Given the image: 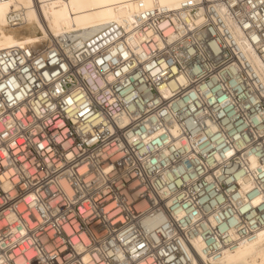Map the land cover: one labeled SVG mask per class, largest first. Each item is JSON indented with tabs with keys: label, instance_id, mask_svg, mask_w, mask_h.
<instances>
[{
	"label": "built area",
	"instance_id": "2783aa9c",
	"mask_svg": "<svg viewBox=\"0 0 264 264\" xmlns=\"http://www.w3.org/2000/svg\"><path fill=\"white\" fill-rule=\"evenodd\" d=\"M184 8L189 6L183 4L182 9ZM191 8L196 19L197 13L203 18L200 25L192 26L182 9L169 11L162 8L155 13L153 26L159 29V37L162 39L154 34L149 40L136 29L128 36L122 28H116L110 34L103 35L90 52L82 50L73 52L77 53L75 57L72 52L68 54L57 45L31 50L33 53L31 57L26 55L29 51L20 49L0 51V60L8 62L10 70L19 77L18 83L23 84L29 76L36 80L43 72L50 74L47 79L41 80L36 88L32 89V86L28 85L32 90L25 97L27 105L23 101L19 102L21 109L27 111L32 105L39 103L42 95L40 89L51 94L59 85L60 97L55 98L58 107L51 109L53 115L48 119L59 120L67 129L66 132L63 129L59 132V136L66 137L67 149L64 141L59 145L55 142L54 136L58 128L55 122L48 125L45 120L44 128L41 130V139L49 138L51 141L49 146L53 147V152L64 153L66 161L67 150L71 149L75 155L73 161L68 163L75 164L77 168L81 164L88 165L94 170L90 175H99L105 167L113 169V174L106 181L97 180L95 183L89 181L86 184L77 181V188L73 192H79V195L71 201L59 203L55 214H52L44 204L29 205L27 195H19L27 192L23 184L19 193L10 195L7 199L0 195V258L6 255L15 262V254L23 251L25 254L20 257L22 264L25 262L30 264L36 258L30 256L26 250L37 251L38 249L33 246L38 244L45 250L57 246L66 254V258L74 254L82 262L85 257H94L97 251H101L103 255L101 249L111 251L114 247L119 250L122 245L131 253V247L136 246L137 241L148 240L151 247L147 248V251L150 253L149 259L152 260V264H190L187 250H194L193 241H201L205 252L218 258L222 248H233L239 243L253 240L254 231L239 229V226L238 230L233 231L224 223L230 218L229 210L225 208L223 213L220 211L221 206L230 203V188L233 192L240 191L239 180L242 178L240 173L245 167L243 154L236 156L230 165L225 166L223 175L217 177L216 190L223 192L219 201L213 202L211 184L201 188L207 199L198 198L199 194L193 190L205 183L200 179L199 173L211 171V175L216 176V171L207 165L211 153L201 152L199 157L190 160L184 151H174L176 138L167 136L164 127L169 117L161 118L149 108L142 109L146 115L142 120L132 123L131 127L121 119L125 113V107L122 105L131 107L129 96L134 90L136 76L143 69H147L148 63L156 64L157 57L160 60L167 57L166 62L170 67L178 69L179 75L184 77L186 83L174 81L173 77L177 74L171 72H166L167 79L163 75L155 79L150 76L144 77L145 80H150L148 95H152L153 91L159 94L161 89H170L172 95L168 103L173 112L182 115L185 100L196 89L204 88L206 84H211L215 88L217 96L225 93L231 95L234 78L240 79L250 94L254 95L260 91L259 81L264 76L259 74L260 71L254 67L247 53L241 48L228 21L217 20L213 4L200 3L198 7ZM161 24L167 27L160 29ZM177 25L183 31V35L169 42L166 30L178 32ZM148 30L153 31V28ZM135 37L138 38V42ZM161 43L165 45L163 49L160 48ZM254 50L262 67L264 47H257ZM125 54L127 60H131L136 66L135 69L129 70L133 73L130 79H124V73L121 71L127 63ZM36 59H41L43 67L35 64ZM101 59L104 60L102 65L95 63ZM20 60H24L23 65H20ZM61 63L65 64L67 71L58 67ZM25 67L29 69L28 73L21 72V68ZM0 68H3L2 64ZM262 69L264 73V67ZM117 71H121V77L108 80V77L114 76ZM52 72H56L57 75L51 76ZM205 76H208V80L204 79ZM0 83H7V80L0 76ZM193 85L196 87L193 88ZM139 91H144V84L139 86ZM239 91L240 89H237L238 93ZM2 95L0 93V96ZM69 98L72 99V104L66 103ZM144 99L146 97L142 98L139 95L136 97L137 103ZM3 102L0 100V103ZM85 107L87 111H84ZM156 107L160 112L167 111V105L163 103ZM209 107L215 111L214 105H206L204 115H208ZM78 110L84 111V115L80 116ZM10 114L11 109L5 112L3 119L7 120ZM185 128L186 131L182 132L180 137L181 144L189 140L196 131L195 127L185 125ZM250 131L251 128L248 129V132ZM248 132H244V135L247 136ZM133 133L139 139V143L135 145L128 142ZM157 133L165 135L168 145L164 144ZM94 135L96 139L88 144L87 141ZM154 140L159 143H155ZM199 146L203 148V144ZM219 147L217 144V148ZM22 151L40 164V154L34 144H28ZM53 159L56 163H61L55 156ZM202 160L206 165L204 168L199 166ZM193 164L197 166V174L190 181H181L176 175L177 169H187L182 174L188 176ZM0 169H3L2 164ZM72 171V168L65 169V173L69 175ZM0 175H4V172L0 171ZM45 175L48 176L47 183L51 190L52 182L57 179L55 170L53 174ZM76 175L79 176L78 171ZM233 177L235 182L230 184L229 181L233 180ZM17 179L18 176L12 177L13 184ZM32 183L41 192L44 191L35 181ZM2 192L3 187L0 185V193ZM55 198L59 200L58 196ZM48 199L51 203L52 197ZM194 199L195 204L192 203ZM185 204L189 205L187 209L184 207ZM81 208L85 210L84 213L81 212ZM113 209L118 217L115 223L111 214ZM192 212L196 213L195 217L191 215ZM152 217L162 218L166 226L156 224L150 235L146 231L143 233L142 239L138 226L142 227L145 221ZM214 217L219 219L214 220ZM210 225L215 227V231ZM125 226L129 231H125ZM37 227L39 231H36ZM225 228L230 235H225ZM20 232L24 233V237L20 236ZM121 233H124L123 239ZM14 238L17 241L23 240L19 248L12 246ZM73 241L82 242L84 249L82 253ZM213 244L215 248L211 247ZM100 264H104L103 259Z\"/></svg>",
	"mask_w": 264,
	"mask_h": 264
},
{
	"label": "snow or ice",
	"instance_id": "6c2138e0",
	"mask_svg": "<svg viewBox=\"0 0 264 264\" xmlns=\"http://www.w3.org/2000/svg\"><path fill=\"white\" fill-rule=\"evenodd\" d=\"M112 3L117 4L121 9H132L126 17L122 16L125 22V29L129 33L133 31V28H129L128 26L132 25L137 31H141L143 36L149 38V40L154 34L160 38L159 29L153 26L154 9L157 6L164 8L166 6L165 0H141V2L135 5L120 3L119 0H112ZM185 3L193 8L198 7L196 0H185ZM51 6L53 8L58 7L55 3ZM17 7L31 10L30 0H2L0 2V41L5 39L11 41L10 36L4 35L3 29L8 23L7 17L9 12ZM44 7H47V5H44ZM214 7V15L217 20H227L236 36L246 46L252 49L264 47V0H217ZM31 20V15L23 18L25 25L30 23ZM197 22H201L200 13H197ZM115 23L119 24L120 21L116 20ZM108 27H111L110 23ZM166 27L163 24L159 26L160 29ZM149 28H153V31H149ZM56 35L59 36L60 33L57 32ZM31 43L33 41L24 40L18 45L9 43L8 47L15 46L23 49L25 45ZM2 46L3 44L0 43V47ZM164 47L165 45L161 43L160 48L163 49ZM69 52H72L71 48H69ZM160 54L162 55L163 53L161 52ZM26 55L31 57L33 53L29 51ZM72 55L75 57L77 53H72ZM125 59L127 60V54H125ZM155 59L156 64L148 63L147 69H143V65L141 66L143 70L136 76L134 90L129 96L131 107L122 105L125 107V113L121 117L122 121L128 123L129 127H131L132 123L142 120L144 115H146L142 109L149 108L151 112L157 113L161 118L165 116L169 117L168 123L164 127L167 136L176 138L174 141V151H184L190 160L199 157L201 152L205 154L211 153V158L207 160V165L210 166L211 170L216 171V176H212L211 171L199 173L200 179L205 181V183L201 184L200 188L193 190L199 194L198 198L207 199L206 193L202 192L201 188H206L208 184H211L213 202L219 201L223 192L216 190L217 177L223 175L225 166L230 165L236 156L243 154L245 167L243 172L240 173L242 176L239 180L240 191L233 192L230 188V203L221 206L220 211L223 213L225 208L229 210L230 218L224 223L232 228L233 231L238 230L237 226H239V229H251L255 232L252 243L247 244L243 249L237 250L236 264H264V78L259 81L261 85L260 91L254 95L247 91L242 81L238 78H234L232 82L231 95L225 93L217 96L215 88L211 84H206L204 88L196 89L185 100L182 115L179 112H173L171 105L168 103L169 97L172 95L170 89H161L159 94L153 91L152 95H148L150 80H145L144 77L150 76V78L155 79L163 75L167 79L166 72H171L177 74L173 77L174 81L179 80L180 84L186 83L184 77L179 75L178 69L170 67L166 62L167 57L164 60H160L158 57ZM261 59L264 60V57ZM52 62L55 63V61ZM95 63L102 65L104 60H97ZM0 64L3 65V68H0V76L7 80V83H0V93L3 94L0 96V100L4 101L0 103V109L4 110L0 111V121H2L0 123V164L3 165V169H0V171L4 172V175H0V185L3 187V192L0 195H3L7 199L8 196L19 193L20 186L23 184L27 192L19 193V195H27L29 205L44 204L52 214H55L59 203L71 201L79 195V192H73L77 188V181L81 184H86L89 181L95 183L97 180L106 181L113 174V169L105 167L99 175H90L94 170L90 169L88 165L81 164L77 168L75 164L68 163L69 161H73L75 155L71 149L67 150L66 161L64 153H54L53 147L49 146L51 143L49 138L45 137L41 139V130L44 128L45 120H47L48 125L55 122L58 125L57 134L54 136L55 142L59 145L61 141H64L65 148L67 149L66 137L59 136L61 129L65 132L67 129L64 128L59 120L53 121L48 119V117L53 115L51 109L58 107L55 98L60 97L61 89L59 85L55 87L54 92L51 94L40 89L42 95L39 103L32 105L25 111L20 108L19 102L23 101L27 105L28 102L25 99L27 94L36 88V85L41 80L47 79L50 74L43 72L36 80H33L29 76L22 84L18 83L19 77H16L15 72L10 70L7 61L0 60ZM23 64L24 60H20V65ZM35 64L38 67H43L41 59H36ZM58 67L67 71L63 63L58 64ZM135 67L131 60H127V63L121 70L124 73L123 78L130 79L133 73H130L129 70L135 69ZM262 67H264V64H262ZM121 71L115 72L114 76H109L108 80L121 77ZM21 72L28 73L29 69L26 67L21 68ZM56 75V72L51 73V76ZM204 79L208 80V76H205ZM29 84L32 86V89L28 87ZM141 84H144V91H139ZM121 86L123 87V85ZM192 87L195 88L196 86L193 85ZM237 89H240L239 93ZM138 95L142 98L146 97V99L142 100L141 103H137L136 97ZM33 99H35V96H33ZM77 99H79L78 96ZM66 103L72 104V99L69 98ZM162 103L167 105L166 112H160L159 108L156 107ZM14 105L15 107H13ZM206 105H214L215 111L209 107L208 115H204ZM257 105H259V108H257ZM9 109H11V114L7 120H4V114ZM84 111H87L86 107ZM84 111H79V115L83 116ZM186 117L193 119H187ZM185 125L195 127L196 131L189 140L181 144L180 137L182 132L186 131ZM197 125L199 127H196ZM249 128H251L250 132H248ZM244 132H248V135L245 136ZM230 133L231 135H229ZM157 135H160V139L163 140L165 145H168V139H165V135L160 133H157ZM18 139L19 143H17ZM95 139L94 135L87 143L91 144ZM128 142L135 145L139 143V139L133 133ZM154 142L159 143V141L155 140ZM28 144L35 145L36 151L40 154V164H37L32 156L22 151ZM201 144H203V148L199 146ZM217 144H219V148H217ZM53 156L59 159L61 163H56ZM17 160L19 163H14ZM45 160H47L46 164ZM199 166L200 168H204L206 166L205 162L202 160ZM196 167V164L192 165V170L188 176L182 174L187 169H177L176 175L181 181H190L197 174ZM10 168H14L15 170L9 171ZM66 168L73 169L70 175L65 173ZM54 170L57 179L52 182V189L50 190L47 183L48 176L45 173L51 175ZM77 171L79 172V176L76 175ZM229 171L231 172L232 170L229 169ZM14 176L19 177L15 184L12 181V177ZM61 176L63 179H60ZM85 177L88 179L86 180ZM33 181L39 184L40 187H43L44 191L41 192L38 187H34ZM234 182L235 177L229 181L230 184ZM13 188H15V192H13ZM28 192L33 194L28 195ZM189 195L191 196L192 193L190 192ZM55 196H58L59 200ZM48 197H52L51 203H49ZM192 203L195 204L196 200L194 199ZM233 204H235V207H233ZM184 207L187 209L189 205L185 204ZM81 212L84 213L85 210L81 208ZM111 214L113 215V223H115L118 217L114 209L111 211ZM191 215L195 217L196 213L192 212ZM215 219H219V217H214ZM158 223L166 226V222L159 217H152L145 221L142 227L138 226L141 238L144 239L143 233L145 231L150 235L154 226ZM210 227L215 231L213 225H210ZM36 231H39V227L36 228ZM125 231H129L127 226H125ZM224 232L225 235H230L227 228L224 229ZM120 235L121 239H123L124 233ZM20 236L24 237V233L20 232ZM107 239L106 237V243ZM21 243H23V240L17 241L14 238L12 246L19 248V244ZM73 243L81 253L84 251L81 241H73ZM33 247L38 250H26L30 256L36 258L30 264H37V262L38 264H100L102 259L104 264H152V260L149 259L150 253L147 251V248L151 247L148 240L144 242L137 241L136 246L131 247V253L122 245L119 250L114 247L111 251L101 249L103 255H101V251H97L94 257H85L82 262L74 254L68 255L66 258V254L62 253V250L57 246L48 247L46 250L38 244ZM197 247H200V242H197ZM211 247L215 248V244ZM24 254L25 252L23 251L17 252L15 254V262L12 258H8L5 255L3 258H0V264H22L20 257H23ZM191 264H197V262L192 261ZM214 264H225V261L221 258L215 261Z\"/></svg>",
	"mask_w": 264,
	"mask_h": 264
},
{
	"label": "bare ground",
	"instance_id": "6f19581e",
	"mask_svg": "<svg viewBox=\"0 0 264 264\" xmlns=\"http://www.w3.org/2000/svg\"><path fill=\"white\" fill-rule=\"evenodd\" d=\"M119 2L135 5L141 0H119ZM216 2L217 0H196L197 5L200 3L215 5ZM30 3L31 10L17 7L9 12L8 23L3 29V33L5 36H10L11 41L7 39L0 41L3 44L0 47V51L10 52L20 49L15 46L8 47V44L18 45L24 40H31L33 43L25 45L20 50L31 51L43 46L57 45L68 54L71 53L69 48L72 49V53L80 50L88 53L94 48L93 45L103 38V35L110 34L116 28H122L128 36L135 31L134 26L129 25V28H133V31L129 33L125 29V22L122 18V16L126 17L132 9H121L117 4H113L112 0H30ZM54 3L58 7L53 8L51 5ZM165 3L166 6L164 8L169 11L182 9L183 4H186L185 0H165ZM44 5H47V7H44ZM161 9L157 6L154 11L158 13ZM192 10L191 6H189V8L182 9V12L188 17V21L192 26L200 25L203 22V18H200L201 22H197ZM29 15H31L32 20L25 25L23 18ZM116 20H119L120 23H115ZM109 23L111 27H108ZM177 30L178 32L166 30V35L170 42L183 35L179 25H177ZM57 32L60 33L59 36L56 35ZM234 35L254 67L260 71L259 74L264 76L255 50L246 46L235 33ZM135 39L138 42V38L135 37ZM235 237L236 235H234ZM197 242H200L199 248L197 247ZM250 243H252V240L239 243L233 248H222L221 255L215 258L205 252L201 241L196 240L193 241L194 250H187V256L190 259V264L192 261H196L197 264H214L215 261L221 258L224 259L225 264H229V262L236 264L237 250L243 249Z\"/></svg>",
	"mask_w": 264,
	"mask_h": 264
}]
</instances>
